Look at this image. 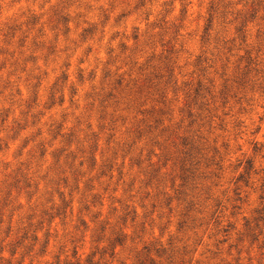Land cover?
I'll list each match as a JSON object with an SVG mask.
<instances>
[{"label": "clouds", "instance_id": "obj_1", "mask_svg": "<svg viewBox=\"0 0 264 264\" xmlns=\"http://www.w3.org/2000/svg\"><path fill=\"white\" fill-rule=\"evenodd\" d=\"M0 264H264V0H0Z\"/></svg>", "mask_w": 264, "mask_h": 264}]
</instances>
